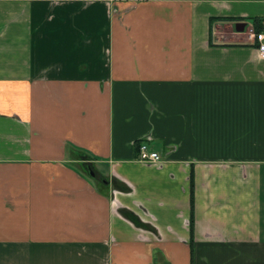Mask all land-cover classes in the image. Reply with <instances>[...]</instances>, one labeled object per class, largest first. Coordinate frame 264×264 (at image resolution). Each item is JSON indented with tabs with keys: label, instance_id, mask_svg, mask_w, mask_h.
I'll return each mask as SVG.
<instances>
[{
	"label": "crops",
	"instance_id": "0c3cea01",
	"mask_svg": "<svg viewBox=\"0 0 264 264\" xmlns=\"http://www.w3.org/2000/svg\"><path fill=\"white\" fill-rule=\"evenodd\" d=\"M251 17L264 0H0V264H264Z\"/></svg>",
	"mask_w": 264,
	"mask_h": 264
},
{
	"label": "built area",
	"instance_id": "2783aa9c",
	"mask_svg": "<svg viewBox=\"0 0 264 264\" xmlns=\"http://www.w3.org/2000/svg\"><path fill=\"white\" fill-rule=\"evenodd\" d=\"M243 32L248 40L256 43L259 55L264 57V21L259 31H255L251 25H248ZM138 152L139 159L144 162H155L160 159L159 153L153 150L146 142L139 144Z\"/></svg>",
	"mask_w": 264,
	"mask_h": 264
},
{
	"label": "trees",
	"instance_id": "16d2710c",
	"mask_svg": "<svg viewBox=\"0 0 264 264\" xmlns=\"http://www.w3.org/2000/svg\"><path fill=\"white\" fill-rule=\"evenodd\" d=\"M212 20L213 19L211 18L210 21H212ZM220 20H230L231 21L233 19H231V18H224V19H220ZM236 21H237V19H236ZM263 21H264V18L251 17V18L247 19L245 22H246V24H250L255 31H259L261 29V27H262ZM219 45H248V44H246V43H221ZM249 45L256 46V43H250ZM127 215H128L129 218H131L133 221H135V223L142 224L141 222H139L136 219L135 216L131 215V213H128Z\"/></svg>",
	"mask_w": 264,
	"mask_h": 264
},
{
	"label": "water",
	"instance_id": "95a60500",
	"mask_svg": "<svg viewBox=\"0 0 264 264\" xmlns=\"http://www.w3.org/2000/svg\"><path fill=\"white\" fill-rule=\"evenodd\" d=\"M245 27V22H236L235 23V28L239 31H242Z\"/></svg>",
	"mask_w": 264,
	"mask_h": 264
},
{
	"label": "rangeland",
	"instance_id": "374dc122",
	"mask_svg": "<svg viewBox=\"0 0 264 264\" xmlns=\"http://www.w3.org/2000/svg\"><path fill=\"white\" fill-rule=\"evenodd\" d=\"M223 33H225V29H223Z\"/></svg>",
	"mask_w": 264,
	"mask_h": 264
}]
</instances>
